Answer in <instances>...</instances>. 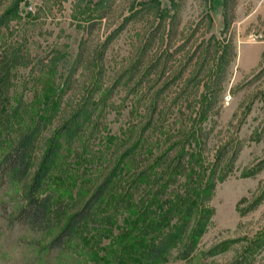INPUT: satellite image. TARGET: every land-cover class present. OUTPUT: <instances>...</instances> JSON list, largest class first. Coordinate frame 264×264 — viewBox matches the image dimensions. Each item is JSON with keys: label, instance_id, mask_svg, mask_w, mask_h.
<instances>
[{"label": "rangeland", "instance_id": "1", "mask_svg": "<svg viewBox=\"0 0 264 264\" xmlns=\"http://www.w3.org/2000/svg\"><path fill=\"white\" fill-rule=\"evenodd\" d=\"M12 1L0 0V14ZM98 1L22 0L0 28V45H19L23 62L11 70L10 116L0 121V264H139L184 195L196 208L155 264H264V0H230L226 27L222 0ZM210 37L234 58L198 121L213 64L196 47ZM38 117L45 126L19 178L3 161ZM48 148L35 197L47 198L49 221L34 226L21 211ZM190 150L206 176H224L201 212L195 178L190 186L181 172L169 176ZM107 178L92 214L55 242Z\"/></svg>", "mask_w": 264, "mask_h": 264}, {"label": "trees", "instance_id": "2", "mask_svg": "<svg viewBox=\"0 0 264 264\" xmlns=\"http://www.w3.org/2000/svg\"><path fill=\"white\" fill-rule=\"evenodd\" d=\"M22 0H13L12 5L9 9H5L0 14V28L6 24L9 20L15 18L16 16V9L17 4ZM108 0H99L97 8L103 9L106 6ZM230 0H222V8L224 10V27L227 26V16H226V8L229 4ZM156 4L153 2L152 5ZM157 9V8H156ZM159 13V16L162 17L164 15L163 10H156ZM216 43L213 42V38L210 37L206 41L200 42L199 46L196 47L197 52L200 54V60L203 63H206V59H211L212 65V73L209 72L207 79L209 80L210 87L208 85H204V93H202L201 102L195 116H197L198 121L202 120L205 116L207 111L210 109L209 107V96L212 95V91L214 87H218L220 83V75L224 69V66L234 58V54L231 52L230 46L225 44L224 47L219 49L215 45ZM21 49H19V45L11 44L10 42H6L0 45V121L7 120L9 114V97H8V89H9V81L11 77V70L16 66H21L23 64ZM212 79V81H211ZM199 125V123H198ZM45 126V120L41 117H38L37 120L33 122V125L30 129H28L24 134L20 136L17 143L13 147L12 153L7 155L4 158V166L6 169L13 171L16 176L19 178L24 175L28 167V153L30 148L32 147L33 140L38 133L39 128L42 129ZM195 130V128H193ZM189 133L187 137H192L196 131ZM197 131H201L198 127ZM200 133V132H199ZM185 137V136H184ZM52 148H48L45 155L43 156L37 171L32 177L30 187L28 192L25 195L26 199V206L22 209V213L24 217L29 222L30 225L34 226H43L47 225L49 221V213H48V200L47 198L37 199L35 197V192L40 187L41 181L46 177L49 167L52 162ZM186 156L188 158H186ZM186 158V162L184 159ZM200 153L197 151L195 153L190 150V152L179 153L178 162L177 164L172 167L169 171L168 166L166 170L169 171V176L174 173H180L184 175V180L187 185L194 183V178L196 183L193 194V198H197L199 200V205L201 206L199 211L201 212L210 199V195L212 192L213 184L215 182H220L224 179L223 175H220L218 171L214 170L210 176H206L205 172L207 168L204 166L202 167L204 160L201 158V171L199 174H195L194 171L191 169V165L195 162L198 163L200 161ZM229 163V162H228ZM166 172V171H165ZM223 173V172H221ZM250 175V174H249ZM108 178L103 181V183L97 188V190L93 193V195L84 203L83 207L78 210L76 213L70 216L66 225L62 229L60 235L55 238V242L59 241V239L65 235L69 236L75 227L82 222L83 220L87 219L93 212L95 205L99 202L105 188L107 187ZM161 189V187H160ZM159 190V189H158ZM190 191V187L186 189V193ZM155 196V195H154ZM175 198V197H174ZM185 199V200H183ZM183 199H181V206L176 211L177 219L175 223L171 226L168 233H166L163 237L159 238L157 241L150 243V245L143 251L139 264H155L162 255L178 240L180 236V232L185 228V225L188 224L191 212L194 208H196L197 203L190 197L189 195H184ZM176 208V206H175ZM173 209H168L169 213ZM163 213L164 215L161 216L162 220L164 218L167 219L169 214ZM175 214V213H174ZM162 215V214H160ZM159 218V217H158ZM203 220V219H199ZM198 220V221H199ZM195 224L194 232L200 227L199 222ZM200 231V229H199ZM190 238L181 253L182 257H186L189 251L191 250L194 240H196V235Z\"/></svg>", "mask_w": 264, "mask_h": 264}]
</instances>
